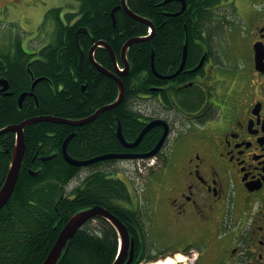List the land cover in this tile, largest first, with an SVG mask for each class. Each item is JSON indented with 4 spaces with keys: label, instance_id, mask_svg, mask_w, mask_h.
I'll list each match as a JSON object with an SVG mask.
<instances>
[{
    "label": "flooded vegetation",
    "instance_id": "flooded-vegetation-1",
    "mask_svg": "<svg viewBox=\"0 0 264 264\" xmlns=\"http://www.w3.org/2000/svg\"><path fill=\"white\" fill-rule=\"evenodd\" d=\"M173 1L180 9L173 8L170 15L188 7L186 0ZM244 5L252 8L244 12ZM202 14L206 26L193 35L190 45L184 26L183 52L188 43V56L177 76L183 53L175 69L162 73L155 66L154 84L142 76L128 87L125 106L134 113L138 130L127 129L129 135L122 119L113 114L121 146L103 155L148 153L160 143L166 127L149 180L157 193V213L169 222L172 239L184 245L167 256L182 253L186 264H264V0H215ZM78 20L79 7L61 0H0V52L7 50L12 57L20 52L43 55L62 25L73 27ZM155 121L164 125L151 130L157 136L148 143L150 131L132 149L118 138L119 125L133 143ZM136 163L104 160L87 169L108 171L115 164Z\"/></svg>",
    "mask_w": 264,
    "mask_h": 264
},
{
    "label": "trees",
    "instance_id": "trees-1",
    "mask_svg": "<svg viewBox=\"0 0 264 264\" xmlns=\"http://www.w3.org/2000/svg\"><path fill=\"white\" fill-rule=\"evenodd\" d=\"M78 1V22L73 27L63 24L61 33L43 55L28 57L20 52V55L12 57L7 50L0 52V78L9 81L7 92L10 93L0 94V130L41 116L82 120L118 98L116 82L91 64L88 53L96 42L105 41L114 49L119 64L124 67L121 51L125 43L132 38L144 37L149 27L130 17L123 9L115 12V24L112 11L121 4V0ZM165 1L127 0L132 12L156 25V35L150 41L133 44L128 50L130 72L121 78L127 89L124 102L79 127L38 122L25 128L27 148L19 182L11 200L0 212V264H43L71 217L93 206L109 209L127 225L136 244L132 264L155 259L147 255L150 229L143 212L132 207L126 181L111 177L107 170L96 168L98 170L88 172V169L71 166L65 162L61 150L64 140L72 133L75 136L68 151L76 159H92L118 149L121 145L114 134L113 114L122 119L129 135V132L138 130L134 127L137 126L134 113L125 106L130 94L128 87L142 76L148 79L149 84H154L151 69L153 50L159 72L177 68L182 59L185 24L190 45L193 35L206 26L203 7L215 2L186 0L188 7L183 12L170 15L173 8L180 9V3ZM196 20L197 25L194 24ZM82 27L87 28L90 34L80 35L79 42L86 53L81 70L75 34ZM95 59L113 71V61L107 49L98 48ZM39 78L45 80L36 85V97H27L20 107V95L30 92L34 79ZM150 132L146 143L157 136L156 131ZM15 143L14 133L0 136V188L7 177ZM51 155L57 156L47 163L41 162V157ZM31 170L39 174L34 177ZM83 170L86 173H83L79 185L67 193V187ZM119 248V236L113 225L105 219H94L76 233L57 264H113Z\"/></svg>",
    "mask_w": 264,
    "mask_h": 264
},
{
    "label": "water",
    "instance_id": "water-1",
    "mask_svg": "<svg viewBox=\"0 0 264 264\" xmlns=\"http://www.w3.org/2000/svg\"><path fill=\"white\" fill-rule=\"evenodd\" d=\"M126 1L127 0H121V4L113 10L112 15H113L114 23L116 24L115 12L123 8L125 10V12L130 17H132L136 21H139L141 23H144L145 25H148L154 31L155 30L154 24L150 20L132 12L128 8ZM170 1H173V0H166L165 3H168ZM181 1L184 2V0H181ZM82 33L83 34H89V31L87 28H80L76 33V45L80 51V69L81 70L83 69V65H84V62L86 59V53L81 48V45L79 42L80 34H82ZM152 37H153V35L146 37V38H132V39L128 40L127 43H125V45L121 51V60L124 64V70L123 71H121L119 66H118V60H117L116 52L114 51V49L111 47L110 44H108L105 41H98L91 48V50L88 53V59L91 62V64L94 65L98 69V71H100L101 73H103L107 77L113 79L119 88L118 99L114 103L107 105V106L103 107L102 109L98 110L97 113H95V115L88 117V118H85V119H82V120H66V119L49 117V116L34 117V118H30V119L24 121L20 125H12V126H9V127H6L4 129L0 130V136L5 135L7 133H14L16 135V143H15V147H14V152H13L10 168H9L7 177L5 179V182L0 189V212L5 208V206L11 200V198H12V196L16 190L17 184L19 182L20 173H21V166H22L23 159H24L25 152H26V148H27L26 137H25V128L32 125V124L38 123V122H51V123H55V124H64V125H70L72 127H79L81 125L88 124L91 121L95 120L104 111H110V110L118 107L125 99V87H124V83H123L121 78L127 76L129 74V71H130V64H129V61L127 59L128 49L130 48L131 45H133L135 43L150 41L152 39ZM101 47L108 50V52L111 56V59L113 61V65H114L113 71H110V70L104 68L100 63H98L96 61L95 53H96L97 49L101 48ZM187 56H188V43L184 47L181 67L174 76H177L185 67ZM151 69L153 72H156L155 52L154 51H152V54H151ZM168 78H171V77H168ZM44 80H45L44 78L36 79L32 84L31 91L28 93H23L20 95L19 100H18L20 107H22L23 101L25 100V98L27 96L36 97L34 94V89L38 83H40L41 81H44ZM0 84L3 87V89L1 91H7L8 90L9 81L6 78H4V77L0 78ZM156 125H164V123L161 121H155V122L147 125L143 129V131L140 133L137 140L133 143L127 142V140L122 135L121 128L119 126L118 138L120 139V141L122 142V144L125 147L130 148V149L135 148V147L140 145V143L145 138V136L148 134V132L151 131L154 127H156ZM165 129H166L165 135L161 139L160 143L151 152L146 153V154L132 155V156L121 155V154H106V155H102V156L95 157L92 159L79 160V159L72 157L68 151L69 144H70L72 138L75 136V133H72L63 142L62 155H63V158L67 164L74 166V167H78V168L88 167L92 164H95V163H98V162L104 161V160H109V159L151 158V157H154L159 152V150L161 149V147H162V145L166 139L167 128L165 127ZM55 157L56 156L43 157L41 159V161L42 162H48V161L53 160ZM31 174L33 176H37L38 172L35 173V172L31 171ZM98 218L99 219L100 218L105 219L108 222H110L113 225V227L116 229L118 236L121 239V241H120L121 246H122L121 253H120L119 258L113 264H132V262L134 260V255H135V240H134V238H132L130 236L128 227L124 222H122L109 209H106V208L101 207V206H93V207L87 208V209L82 210L79 213L75 214L73 217H71V219L68 221V223L62 229L55 245L53 246L49 256L47 257V259L45 260V262L43 264H57V262L59 261V259L62 256L63 252L65 250H67L70 241L73 239V237L76 235V233L78 231H80L84 226H86L89 222H91L94 219H98Z\"/></svg>",
    "mask_w": 264,
    "mask_h": 264
},
{
    "label": "rangeland",
    "instance_id": "rangeland-1",
    "mask_svg": "<svg viewBox=\"0 0 264 264\" xmlns=\"http://www.w3.org/2000/svg\"><path fill=\"white\" fill-rule=\"evenodd\" d=\"M246 3H251V0H244ZM64 5L68 3L74 4L79 7L78 0H61ZM241 4V2H240ZM244 12L251 9V5H244ZM114 168L106 171L111 174L113 177L122 178L129 185L130 190L136 196L137 207L136 209H140L145 218V222H147V226L150 229V239H151V248L148 243L149 249L147 255L157 256V255H168L171 251L180 250L183 248V244L180 242H176L172 239L171 228L169 222L166 221L165 218L162 217L161 213H157V193L154 192V188L152 183L149 180V176H151L152 171H144V175L140 177L139 180L136 179V185L133 184L134 181L130 177L131 174L126 167V164H115ZM98 169L89 170L88 172H93ZM138 177V176H137ZM82 178V177H81ZM81 178H77L75 181L67 187L66 192L70 193L79 183L81 182ZM157 210V211H156ZM181 255V254H179ZM190 255V254H189ZM183 256V255H182ZM185 257V256H184ZM168 260H174L173 258H168ZM186 261V257L185 260ZM182 261V262H184ZM178 262L177 259L174 260L172 264H176ZM181 262V261H179Z\"/></svg>",
    "mask_w": 264,
    "mask_h": 264
},
{
    "label": "bare ground",
    "instance_id": "bare-ground-1",
    "mask_svg": "<svg viewBox=\"0 0 264 264\" xmlns=\"http://www.w3.org/2000/svg\"><path fill=\"white\" fill-rule=\"evenodd\" d=\"M174 259V258H173ZM178 261H184L185 260V257L184 256H182V255H178L177 256V258H176ZM175 260V259H174ZM174 260H168L167 262L165 261V262H162V261H159V262H157V263H143V264H172L173 262H174Z\"/></svg>",
    "mask_w": 264,
    "mask_h": 264
}]
</instances>
